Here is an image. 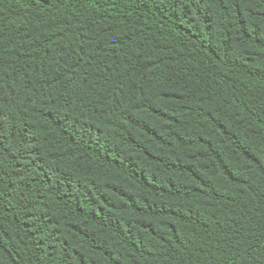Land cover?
<instances>
[{"label": "trees", "instance_id": "1", "mask_svg": "<svg viewBox=\"0 0 264 264\" xmlns=\"http://www.w3.org/2000/svg\"><path fill=\"white\" fill-rule=\"evenodd\" d=\"M0 264H264V0H0Z\"/></svg>", "mask_w": 264, "mask_h": 264}]
</instances>
